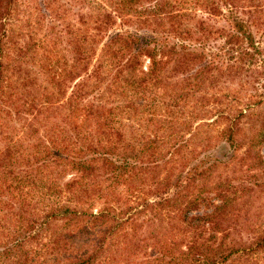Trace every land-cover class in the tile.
<instances>
[{"label":"trees","instance_id":"1","mask_svg":"<svg viewBox=\"0 0 264 264\" xmlns=\"http://www.w3.org/2000/svg\"><path fill=\"white\" fill-rule=\"evenodd\" d=\"M90 2L92 31H69L61 47L58 15L39 12L32 27L29 1L0 0V118L34 112L24 136L39 115L55 118L27 145L34 154L0 147V204L28 217L14 231L24 237L0 241V264L51 221L43 246L63 256L46 264H258L264 84H252L264 47L253 31L264 40V0ZM130 12L133 31L113 28Z\"/></svg>","mask_w":264,"mask_h":264},{"label":"rangeland","instance_id":"2","mask_svg":"<svg viewBox=\"0 0 264 264\" xmlns=\"http://www.w3.org/2000/svg\"><path fill=\"white\" fill-rule=\"evenodd\" d=\"M23 1L24 2H28V1L30 2V6H29V9H27V11L29 13H31V16H32L30 18V23H31L32 27H35V25L33 24V18L39 12L44 13V14H49V15H51V17H55V15H58L57 17H59L60 19L56 20L57 21V23H56L57 27L62 28V30H63L62 34L65 35L64 40H62L61 47L65 46L64 45L65 39L66 40L69 39V40H72V42H74V40H75L74 37L77 34L78 30L86 29L88 32H91L92 31L91 29L94 26L91 21L94 19L93 17H95V13H97V11H95V10H97V8L94 4H92V6H91L90 1H93V0H39L40 2L41 1L44 2V4L42 5L43 9L39 6L38 0H37V3L35 1H32V0H23ZM146 2H148V1H146ZM146 2H144V3L146 4ZM22 6H23V4L19 2L18 7H17V10H18L17 12H20V15H22V10H23ZM39 8H40V10H39ZM138 11H143V9H138ZM127 17H128L127 19H129V21H127V22L126 21L124 22V20L121 22V21L116 19L113 28H116V29L121 28L123 30L126 29V30L133 31L135 29L134 25L138 24L133 19L135 17L134 13L130 12V14ZM12 23H13V27L15 29H17V26L20 25L26 31V35H27V33H29L28 27L25 26L26 25L25 22L19 23L17 21L15 22V20H14V21H12ZM220 23H223V22L220 21ZM44 26L45 25H43V27L41 29L38 26H37L38 28L36 27L37 29L40 30L38 33L47 31V28H45ZM66 27H68V28H66ZM141 30H146V29L142 27L139 30V32H142ZM69 31H71V32L75 31L74 32L75 35L71 34V36H70V34H68ZM107 31L109 32L110 30H107ZM30 34H32V33H30ZM37 35H36V37H37ZM253 37L256 41H260L259 47H264V40L260 39L258 34H255L254 31H253ZM260 58L264 60V54ZM2 61H3V65H5L9 60H8V58H6V56H4ZM29 73L31 74L32 71H30ZM8 74L9 73H5L4 76L9 77ZM15 77H16V71L12 72L11 78L14 79ZM37 83H39V82H37ZM263 84H264V71H263V74L257 78V83L252 84L253 86H255L257 88L256 94L262 92L263 89L260 88V86ZM43 85L46 86L45 88H47V89H45V90L47 92L50 84L42 83V86ZM40 92L43 93L44 91L40 90ZM224 93H226L225 90H224ZM256 99H257V97L254 98L252 101H255ZM247 101L251 102V100H247V98H245V97L243 99H241V103H244ZM220 102H221V104H220L221 107H224V108L234 105V103L231 104L228 100L222 99ZM8 109L10 110L8 115L7 114L5 115L4 113H2L1 118H0V147H4L5 140H8L10 143H15L16 149L18 151L25 152L26 154L28 152H32L34 154L35 150L30 149V147H27V145L33 144V145H38V147H39L41 142H43V139L41 140L43 135H45L46 131H47V133H49V131H51L50 125L54 124L53 121L55 120V118H53L51 115L48 116L45 113L42 114L43 117L39 115L37 120L33 121L32 133L24 136L22 132L21 133L18 132V129L21 128V125L23 123H27V121H32L31 116L34 112L29 111L28 113H25V112L20 111L18 113H14V108H8ZM124 117H123V119H124ZM247 126L244 125V127H247ZM205 130H207V129H205ZM213 131H215V130H212V132ZM248 133H249L248 131L245 132V134H248ZM15 134H17L18 137ZM3 137H5V139H3ZM259 152H260V155H263V157H264V143L259 148ZM40 156H41V153H38L36 155H31L28 158L30 160V163H32L34 165L33 169H32L33 171H31L34 173V175H37L39 173V169H37L36 164L33 162L34 157L37 158ZM16 165H20V164L17 163ZM16 165L14 166L15 169L18 168ZM235 181H237V180L235 179ZM251 201H252V205L254 206L253 208H255V207H256V209L258 207L260 208V210H261L260 214L261 215L259 217L262 219V221H264V198H263V196H260L258 200L251 199ZM36 207L40 208L41 206L37 205ZM256 209L254 210L255 213L257 212ZM23 210H24V213H27V210H29V209H23ZM92 211H95V209H92ZM58 224L59 223H56V225H58ZM54 225H55V223L52 221L48 222L47 224L46 223L43 224L41 227L37 228V232L34 233L32 236H30L29 239L23 238L22 246L19 250L15 249V250H12L13 252H9V253H11V254L15 253L18 256L20 255L21 259L25 260V264H46V263H44L46 260L52 261V260L62 259L63 254L60 255L57 251H55V250L51 251V250H49V248L46 249V247L43 246V244L47 241L48 236L51 235V233L55 231ZM27 226H28V217H26V215L20 216V215H16V213L14 215H11V211L7 210V207L5 206V204H0V241L1 242L6 241V239H8L9 237H12V236H14L15 239L24 237L23 235H18V233H15L14 231L16 228L17 229H20V228L26 229L25 227H27ZM243 231L248 232L249 229L246 228ZM76 240L78 243L84 242L83 239H77L76 238ZM9 253L6 255V257H3V256L1 257V261H3L2 262L3 264H8L9 263L8 260L10 258H12L11 254H9ZM228 264H236V263H234V261H232ZM258 264H264V256L258 260Z\"/></svg>","mask_w":264,"mask_h":264}]
</instances>
